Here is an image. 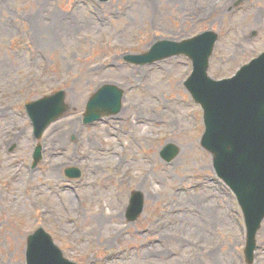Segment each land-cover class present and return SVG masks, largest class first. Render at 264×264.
Segmentation results:
<instances>
[{
  "label": "rangeland",
  "instance_id": "374dc122",
  "mask_svg": "<svg viewBox=\"0 0 264 264\" xmlns=\"http://www.w3.org/2000/svg\"><path fill=\"white\" fill-rule=\"evenodd\" d=\"M65 19L77 23L66 30ZM210 29L208 74L221 79L264 50V0H0V264H26L38 227L76 264H248L241 209L200 146L202 110L183 86L191 62L124 61ZM106 83L124 91L120 112L84 124L88 97ZM57 89L69 111L35 139L24 104ZM37 143L43 158L32 168ZM168 144L178 153L165 161ZM134 190L144 204L129 220ZM252 264H264V219Z\"/></svg>",
  "mask_w": 264,
  "mask_h": 264
},
{
  "label": "water",
  "instance_id": "95a60500",
  "mask_svg": "<svg viewBox=\"0 0 264 264\" xmlns=\"http://www.w3.org/2000/svg\"><path fill=\"white\" fill-rule=\"evenodd\" d=\"M216 39L217 33L211 30L180 41L160 39L148 51L124 59L141 65L183 54L191 60L192 72L184 86L203 110L200 144L211 154L217 176L233 191L241 207L246 226L245 259L251 264L256 232L264 218V51L242 65L234 76L215 80L208 76L207 69ZM122 96L123 90L116 85H103L88 99L83 121L90 123L102 115L117 113ZM64 99L65 92L59 90L26 105L37 138L69 109ZM40 149L37 146L34 154L36 162L41 157ZM177 153L178 148L168 144L161 156L170 161ZM71 170L70 176L79 175ZM142 208V195L135 190L128 219H136ZM26 246V264H76L63 256L42 227L28 235Z\"/></svg>",
  "mask_w": 264,
  "mask_h": 264
},
{
  "label": "bare ground",
  "instance_id": "6f19581e",
  "mask_svg": "<svg viewBox=\"0 0 264 264\" xmlns=\"http://www.w3.org/2000/svg\"><path fill=\"white\" fill-rule=\"evenodd\" d=\"M56 17V16H55ZM69 19H65V20H63V21H67V23H66V30H68L67 28H68V26L69 27H72V23H77L75 20H73V21H68ZM86 20V18H83V19H81L80 21H79V23H82V24H84L85 22H87V20ZM6 113H8V111L7 110H5V109H3V108H0V116H2V115H4V114H6ZM142 117V115L140 114V110L139 111H136V114H135V119H133V124L135 125L136 124V122L137 121H141L140 120V118ZM152 117L153 116H148L147 118H146V120L147 119H149V120H152ZM140 124H143V123H139L138 125H135V128L134 127H132L133 129H134V132L137 130V128H139L140 126ZM127 132V131H126ZM139 134H143V136L144 137H147V135L146 134H144V131H143V133H139ZM142 140H144V139H142ZM58 145H62L63 143H61V142H58L57 143ZM107 153H110V154H112V152L111 151H108ZM116 154H118L119 156H120V153L119 152H117ZM108 156V155H107ZM116 159H118L117 160V162H116ZM98 159H96L95 161H97ZM15 161V160H14ZM113 161L115 162V164H116V168L117 169H119L123 164H122V160H121V158L120 157H113ZM92 165H93V167L95 168V169H97V167L99 166V163H92ZM129 168H126V170H128ZM114 172H117V171H114ZM12 177H14V174H12L11 175ZM27 177V181H29V179H30V177H29V175H27L26 176ZM149 186V188L148 189H151V190H149V193H150V195L151 196H153L154 195V191H153V187H152V185L150 184V185H148ZM178 187L179 188H176V190H174V192L175 193H173V192H171V195H172V198H166L165 200L168 202V203H172V201L173 200H175V198H178L179 197V195H176V193L179 191V190H181V186H179L178 185ZM66 193L68 194V196H71V194H70V191H66ZM168 212L169 213H173L174 212V207L171 205L170 207H169V210H168ZM109 217H111V219L113 220V218H116L114 215H108ZM117 218H120L119 216L117 217ZM104 223H106V221L104 220ZM196 246H197V244H195ZM199 252H204V251H197V250H195V253H199ZM205 254H207L206 252H205Z\"/></svg>",
  "mask_w": 264,
  "mask_h": 264
}]
</instances>
